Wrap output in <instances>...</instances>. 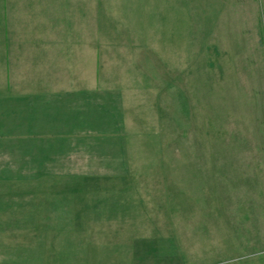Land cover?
Returning <instances> with one entry per match:
<instances>
[{
    "label": "rangeland",
    "instance_id": "rangeland-1",
    "mask_svg": "<svg viewBox=\"0 0 264 264\" xmlns=\"http://www.w3.org/2000/svg\"><path fill=\"white\" fill-rule=\"evenodd\" d=\"M63 95L69 142L0 144V220L65 264H264V0H0V108Z\"/></svg>",
    "mask_w": 264,
    "mask_h": 264
},
{
    "label": "trees",
    "instance_id": "trees-1",
    "mask_svg": "<svg viewBox=\"0 0 264 264\" xmlns=\"http://www.w3.org/2000/svg\"><path fill=\"white\" fill-rule=\"evenodd\" d=\"M20 99L22 100L24 98ZM59 100L58 103L52 102L51 100H44L43 102H38L37 105L31 108H28L26 104H18L10 109L1 107L0 144L7 139L10 141H15L17 139V141L20 142L24 141L25 147H35V153L40 155V145L48 147L47 144H50L52 148L54 142H69L70 135L65 134L68 133V127L75 122L77 123L78 119H74L75 114L74 116L69 114L71 112L73 113L75 109L70 108V99H68L67 95L61 96ZM86 105L89 104L86 103ZM101 107L99 114L97 111L93 118L100 120L99 127H101L100 131L103 132L102 137L104 136L110 143L120 144L116 145L120 148H116L118 150L115 152L118 153V151H120L121 154H124V142L123 144L120 143V140L123 139V136H121L123 134L117 132L121 130V123L118 121V118H114L115 116L112 110L108 109L106 106ZM72 118L75 121L70 123L69 120ZM110 130L115 131V133L107 134ZM47 150L45 151L47 152Z\"/></svg>",
    "mask_w": 264,
    "mask_h": 264
},
{
    "label": "crops",
    "instance_id": "crops-1",
    "mask_svg": "<svg viewBox=\"0 0 264 264\" xmlns=\"http://www.w3.org/2000/svg\"><path fill=\"white\" fill-rule=\"evenodd\" d=\"M58 217L59 215H55V218H58ZM59 218L62 219V217H59ZM38 219L39 218H37L36 215H31V217H28V216L25 217V216L20 215L15 220H12V219H9V220L7 219V221L0 220V224L6 225L4 226V228L1 226L0 228H3L4 232H7L5 233L6 234L5 236L1 235L2 232H0V264H65L66 262L65 258L62 259L58 256L57 260H51L49 256L50 254L60 255L64 253H69V250L72 249L71 247H66L64 249L63 247H57L55 252H51L49 251V247H48L50 245V242H48V240L47 241L45 240V239L51 238L50 236H48V234L44 235V238L41 242L35 243V242H32V239L37 236H40V234L33 233V238L31 239L29 235L31 233L25 232L24 229L21 228V226L25 222L26 223L29 222L30 224V222H34ZM62 220H65V219H62ZM64 228L65 227H62L63 231H66ZM54 230L55 231L59 230V228H56ZM52 231L53 230L50 229V232ZM8 233H11V234H8ZM38 238L40 240V237ZM22 244H24L25 246H21ZM87 246L89 247V245ZM74 247L75 248L73 250H77V251H80L79 249L83 248L82 245L81 247H76V246ZM67 258L68 257H66V259ZM90 260L92 261L93 259H90ZM142 261H145L144 258L142 259ZM93 263L97 264V259L93 260L92 264ZM100 263H103V261H101Z\"/></svg>",
    "mask_w": 264,
    "mask_h": 264
}]
</instances>
